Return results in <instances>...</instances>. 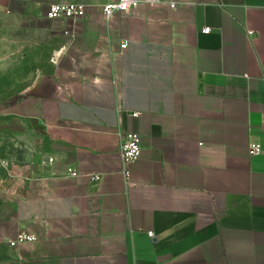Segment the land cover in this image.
Wrapping results in <instances>:
<instances>
[{"label":"crops","instance_id":"1","mask_svg":"<svg viewBox=\"0 0 264 264\" xmlns=\"http://www.w3.org/2000/svg\"><path fill=\"white\" fill-rule=\"evenodd\" d=\"M57 1L4 5L53 21ZM102 2L53 21L68 37L53 73L0 108V126L36 133L40 150L0 187V264H264V0L110 19ZM126 133L143 147L129 179ZM21 231L36 241L11 246Z\"/></svg>","mask_w":264,"mask_h":264},{"label":"rangeland","instance_id":"2","mask_svg":"<svg viewBox=\"0 0 264 264\" xmlns=\"http://www.w3.org/2000/svg\"><path fill=\"white\" fill-rule=\"evenodd\" d=\"M5 9L0 0V108L22 97L40 76L52 74L68 40L63 32H54L55 23L42 12L35 16L29 11L22 17ZM37 143L36 133L19 136L0 126V187L36 163L39 157L32 154L40 152Z\"/></svg>","mask_w":264,"mask_h":264},{"label":"built area","instance_id":"3","mask_svg":"<svg viewBox=\"0 0 264 264\" xmlns=\"http://www.w3.org/2000/svg\"><path fill=\"white\" fill-rule=\"evenodd\" d=\"M89 1L91 0H59L50 4L47 11V17L53 21L66 22H80L86 16L87 8L89 7ZM103 13L106 18L110 19L116 13L129 14L134 12L141 5L160 4L164 0H102ZM172 8L177 6V3H170ZM205 33H210L211 28L204 29ZM250 35H253L250 32ZM122 49H126L127 42L122 43ZM141 137L137 133H126L124 140L121 142L119 150L120 160L127 166L124 169V174L127 179L130 178L131 171L128 168L129 165L136 162L142 154ZM262 152V146L260 144H254L250 147V153L252 155H259ZM76 175L77 173H73ZM101 174L91 175L92 181H99ZM153 236V233H149ZM36 235H33L27 231H21L11 239L10 245L16 246L24 242L36 241Z\"/></svg>","mask_w":264,"mask_h":264}]
</instances>
